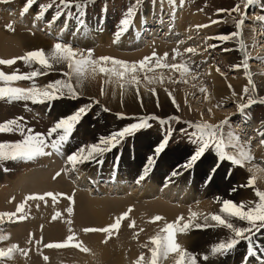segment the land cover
Segmentation results:
<instances>
[{"label":"rangeland","instance_id":"374dc122","mask_svg":"<svg viewBox=\"0 0 264 264\" xmlns=\"http://www.w3.org/2000/svg\"><path fill=\"white\" fill-rule=\"evenodd\" d=\"M25 2L26 0H11L10 3L0 4V49L1 50H6V48L14 49L15 51L19 52L18 53L19 56L23 55L25 51L37 49L38 46L44 45V47L50 48L51 45L54 42H56V37L59 34V29L64 26L63 15L61 16L60 19H58L55 23H53L51 27L48 26V21L51 20V17L55 11V6L49 8L44 13L42 19L40 20L34 19L37 13L39 12L40 5L48 4L50 3V0H35V3L29 8V11L25 14V16L20 17L19 12L22 9L23 4ZM130 2L135 3V0H95V3L88 4L87 7L85 8V15L83 17L85 21L83 27H85V31H92V33H94L95 35L96 34L98 35L99 30L104 25H106L108 28L107 30L109 32V35L111 37L110 42H112L114 39V33L117 31V26L119 20L121 19L122 13L127 9ZM238 2L239 0H183V4L181 6L177 0L174 13L171 11V9L170 11L161 9L162 21L156 22L155 21L156 19H154L152 22L148 24L149 27L146 28L149 29L150 31H144L142 32V35H138L137 38H133V40L130 39L131 40L130 42L132 44L129 43L128 45H124L123 46L124 50H122V52H118L125 56L133 53H134L133 55H135V53L138 54L136 51H141L143 49L142 52L144 54L142 55L143 57L151 55L153 50H155L157 55H163V53L168 52L169 62H171L170 57H171L172 49L176 48L182 54L183 59L186 61H190L192 65L196 68V70L199 71L200 76L197 78V80L195 81L189 80L187 84L184 83L173 84L170 83L167 79H165L163 84L157 82L156 84L148 85L149 88H155L156 90L155 97H158L157 100L152 103L151 110L145 111L144 108L134 109V110L126 109L124 112L123 108L122 107L118 108L115 104L112 103V100L110 98L109 99L99 98L98 100L93 96L88 97L81 94H79V96L76 99L64 98L61 100L53 101L51 104H47V103L32 104L31 102H17V101L8 103L6 101H0V122H3L8 119H14L16 117H21L22 119L19 121V123H21L25 127V129L31 128L34 133L36 132L45 133L47 129L50 126H52L55 120L63 116H66L75 109L79 108L80 106L87 104H91V107L88 109L86 115L82 118V120L87 117H92L94 122H97L96 125L98 127H107V126L110 127L111 129L107 133H105L106 136H108L113 131L123 129L124 127H127L130 124L137 123L138 122L137 118L141 116L154 115L160 119L167 121L164 124H160L158 120H149L147 122L149 125L148 127L138 129L133 134L126 136L125 139L121 141L116 147L112 148L111 151L104 153L101 158L103 161L102 163H97L96 161L90 162L89 166L90 167L93 166L97 168L99 171L101 170L103 171V169H101L103 164L107 163V165L109 166V167H105V170L103 172L106 173V176H108L107 178L101 177L102 179L101 178H96V180L94 179L95 181L94 185L90 189V192L92 191L90 193V197L93 198L95 201L106 200L110 202L119 201V203H121L120 200H122L123 203L122 205L124 206H122L121 210L116 211L115 213L108 214L106 212L103 215V223L97 222L94 217H88L87 218L88 221L86 220L85 222H81V223L82 224L91 223L93 225L90 227H94V228L105 227L112 222L113 217L120 215L128 208H131L132 211L129 213L128 218H126L124 221L121 222V227L115 233H113L112 236H110V238L107 240L106 243H101V241L104 239L103 233H99V232L84 233L82 229L85 227H80V224L75 225L73 228V232L75 233L76 240L81 242L85 247L88 248V246L91 244V242L88 239L94 236L97 241L99 238L98 244L101 247L106 248L108 252L110 250H113L111 252L113 258H116L117 254H123L122 258L125 259L124 262L126 264H132V262L140 255L141 252H143L145 256L148 255L147 248L140 247L141 244H144L148 241L149 237L154 235V234L152 235L148 234V231H150L148 229L151 228V231H155L156 233L165 223L163 219L156 222H149L151 220V217L146 216L141 211L137 216L136 213L139 212V211L135 212L137 206H141V204L148 205V204H153L154 202H158L168 205L170 209L177 208L179 212L176 214V216L172 217L173 219L168 220V222H173L177 216H183L185 219H187L189 208H191L193 205L206 203L208 208L212 207L211 203L214 202V198L217 196H220L224 199H231L234 202H239L242 199H254L251 189L247 187H237L236 191H232V188L234 186L245 184L247 178L251 175V173L247 171L248 168L247 164L245 165V167H236V166H232L228 161H218L211 147L204 152V154L193 165L192 168L183 170L177 167L178 165L183 164L185 162V160L195 151V147H196V145L191 144L189 142L188 135L185 132H182L181 129H186L187 132H192L193 129H189L188 123L186 122L198 121L201 119V115H203V118L205 120H209L210 123H216L219 119H222L225 115H228L229 122L232 123L230 124V126L239 135L242 141L247 139L248 137L252 138L251 152L254 158L258 153L257 151H261L262 149H264V147L259 145L260 137L256 135L257 131L262 130L261 122L264 121V105L255 104L251 106L249 109L245 110L244 114H238L235 111L234 104L231 102V96H227L226 99L214 98V101H212L214 102V104L217 103L218 101L223 100L224 107L213 108L212 110L213 115L211 118H209L207 109L212 106H208L207 104L208 102L206 103V101L203 99V95L197 90L199 85L203 84L207 88L208 92H210L209 88L211 84L207 76V70L205 69V67L209 65H211L215 70L218 67L220 69V72L218 73L222 77H226V78L238 77L237 71L231 67L233 57L230 55L231 52H235V53L238 52L235 51L237 48V43L235 38L223 43L215 39L205 40V37H213L220 34H228L235 30L232 19L228 18L227 12L218 13L217 10L231 9V7ZM262 2H264V0H262ZM159 3H161V0H155L154 4L152 3V0H144L142 7L138 8L137 14L133 17V23L130 26L129 30L125 32L123 35H121L118 41L114 43V45L117 47L121 46V43L123 42L122 41L123 38L128 37V39L125 40L126 41L129 40L130 35L134 33V22L138 14L141 13L142 15L145 14L149 6L154 7ZM166 3L167 0H164L163 4ZM184 6L188 7L191 11L197 12L202 17V22L200 24L209 25L208 27L205 28H199L198 32H200L201 34L196 36L194 35L195 36L194 39H189L187 41L183 40V36H182L183 33L179 32L180 31L178 30L179 28H174L173 26L175 23L174 20H176L177 17L178 18L180 17V13L181 11H183ZM244 11H246L247 13V18L245 21V26L242 29V36L244 43L247 46V49L250 53V59L248 61V64L250 66L252 64V61L254 59H257V57H259L261 60H264V36L261 35V33L264 32V25H262L260 22L254 23L252 21V16L256 14L264 15V12H261L260 9L257 8L256 6H252ZM73 12H75L74 9ZM232 15L234 17L236 16L235 13H233ZM212 20H217L218 23L211 24L210 21ZM10 22L12 24V30L8 31L6 30L5 26ZM34 24L35 26H33ZM75 25H76V20L74 18L68 20L67 30L61 35V39L64 42L70 41L73 47L76 48H83V49L91 48L93 56L94 54L96 55L95 52H98L99 50L101 52H104L103 50L109 51L107 49L109 48V46L104 45L102 48L101 45H98L96 43V40H93L91 42V44L93 43L95 44L94 46L89 47L85 45V43L80 44L79 43L81 37L80 33L81 31H83L84 28H81L79 34L73 37L71 36V32L75 30L74 29ZM156 26L158 27V31L154 33L151 30L152 27L153 29H156ZM133 35L131 37H135ZM178 41H182V43L178 44L177 43ZM208 45H215V47H208ZM145 46L146 48H144ZM187 47L196 49V55L184 53L183 50L184 48ZM226 48L229 49V51H225L224 49ZM16 56L13 55V57ZM237 56L238 55H236V57ZM13 57L4 58L0 56V59H10ZM143 57L134 60L138 61ZM179 59L180 57L177 58V62H179ZM238 59L240 60L241 56L238 57ZM134 60L130 62H133ZM13 70H18L19 73H27L29 71L39 70V66L33 63L32 67L29 68L25 66L22 61L19 60L12 66H0V71H4L6 73H10ZM249 70L252 73V79L254 83L257 81L256 75L264 73V71H262L263 68L261 66L250 67ZM157 72H159V70H157ZM149 75H152V73H149ZM165 76H167L166 70H165ZM173 76L175 78L176 76H178V73L173 74ZM241 76H243V71ZM55 79H63V77L60 74V71H56V72L49 71V73H47L46 75L37 76L36 78H34V82L37 86L43 87L49 81H53ZM32 83L33 81H17L13 86L29 87L31 86ZM193 84H196L197 88H193L192 87ZM255 85L257 87L256 95L264 96V89L263 88L261 89V86L258 84V82H256ZM233 87H234L233 91H235L236 93L239 94L241 92V88H239L237 85L233 84ZM164 89H167L169 92L172 93L176 103L179 105V111H177L176 108L173 106L172 101L169 99ZM139 92L152 95L151 92L145 91L143 81L141 82V86L139 87ZM179 93L185 99L180 100ZM158 95L163 96V99ZM93 100L97 101V103H92ZM60 105L62 106L64 105V107H61ZM55 106H58L57 109L60 111V114L58 115L51 114ZM104 108L108 109V111H104L103 110ZM172 116L178 117L179 121L176 120L168 121L167 118ZM109 119H113L114 122L104 123L105 120H109ZM241 119L247 120L244 129H242L241 127L235 128V124L239 122ZM79 125L80 123L76 126L69 140H74V136L76 134V131H78L77 127ZM88 127L89 129H92L93 127H95V124L88 125ZM169 129L171 130V137L169 139L166 148L158 156H153L154 148L160 143L163 137L167 135ZM96 133H103L104 135V132H96ZM98 137L99 135L97 136L96 139H98ZM139 137H146L148 146L146 147L147 149L145 150L143 149L140 153L142 160L139 165L141 166H139L137 171H134L129 177H127V181H133L134 183V181L138 180L139 176L144 170V166L147 163L149 156H153L154 164L151 165V170L147 173L144 179L140 180L139 183H137L136 181L134 183L136 185L135 186L136 188L133 191H130V190H126V188L119 186V183L117 184V177L118 179L120 178L119 173H116L112 178H110L109 176L110 174H112L110 173L111 171L112 172H114L115 170L117 171L118 168L121 167L119 166V164H121L123 161L126 162L128 160L130 162L136 160L138 164L137 161L138 159L135 158L136 157L135 144L138 142L137 139ZM20 139H22V137L19 135V133L16 132L0 133V142L11 143ZM74 143L76 144L75 147L72 148L71 146H68V148L70 147V150L66 147L67 145L66 143L62 149L63 154L58 156L63 160L65 159L64 161H66L65 157L67 156V154H70L71 152L75 151L76 148L80 147L81 145L90 142H84V141L81 142L80 140H76ZM257 147H259L260 149H256ZM45 150H51V149H45ZM33 160L0 161V180L3 179L4 176H6V174L7 175L10 174V171L14 173L16 171L14 167L19 166L21 162L22 163L28 162V164H32L31 162H33ZM158 162H160V164L163 166V169L161 173L158 175L157 182L154 183L155 190L153 189L154 191L152 190L150 193V191H148V187L145 186V182H148L151 176L154 174L153 171ZM256 162L258 163L260 161L257 159ZM173 169H176L177 171L181 172L182 173L181 175H183L184 173H186L187 175L190 174V176L187 178V181L185 180L181 182L176 181L178 175L177 176L171 175ZM193 169H198L200 171L197 178L193 177L192 174ZM213 169L215 171H213ZM21 170L22 169H20V171ZM218 171L221 173L220 174L218 173L216 179L218 178L219 181L222 180L224 184H228L227 182L229 178L233 173H235V171L243 172L245 178L243 180V183L238 184L237 182L228 187L225 186L223 188L224 190L223 192V190H220L217 184H214V181L216 180H213L214 175ZM22 173H24V171H22ZM78 173L79 176L77 175ZM81 174L84 173L83 172L76 173V171L73 172L71 171V176H70L71 181L69 180L70 181L69 182L66 181V179L64 180L66 181L67 185H70L72 182L71 186L74 185V187L77 190L80 191L82 190L83 193L84 191L85 193H87L88 192V190H86L87 185L85 184L91 181V178L88 179L87 177L86 178L87 181L83 178L81 182L79 181ZM209 176H211V180L206 182L207 177ZM114 179H116V183H115L116 185L114 184V186L110 187V189L108 188L106 190V188L103 187L102 189L97 188V186L101 187L105 183L111 185L114 182ZM7 184H8V188L10 189L11 182L0 184V206L4 210L0 212H14L15 206L18 204V202L21 203L24 198L22 197L17 202H14L11 196H13V194L15 195V190L10 189L11 191H7L8 188H5L7 187ZM194 184L196 185V188L192 187L194 186ZM83 186H85V188H83ZM88 186L90 187V185ZM210 187H212V190L209 191L208 195H206V193L202 195L201 193L202 190L206 189V191H208ZM255 187L264 190V185H260L256 183ZM101 190H106V191H101ZM238 190L248 191L247 194L248 196H245L242 199H240V197L236 196ZM69 191L70 192H68V194L73 196L70 188ZM80 199L81 201H83V196ZM128 199L132 200L133 204L128 205L129 203ZM134 199L136 203L134 202ZM9 201L11 202L13 201V202L11 203ZM65 201L66 199L64 198V196L62 197L58 196L55 204L53 203L51 205L48 204L47 207H45L42 211H39L37 208H35L32 205L31 201H27L23 209L24 213L26 214V219H24L23 221L16 220L15 222H10L7 220V218H5V220L2 223H0V234L4 236L8 234L7 240L0 241V248L3 247L6 248L7 246H9L10 242L8 243L6 242L8 240H12L10 238L13 237L14 240L12 241L14 242L11 241L12 243L17 242L15 244H17L18 246L20 245L19 248L28 250V255L25 256L26 261L30 262V260L34 259L35 263H33L32 260L31 263L28 262L29 264H36V261H38L36 257L38 258L41 257L40 260L47 264H79L77 256L86 253L81 252L78 248H72V247H67L62 249L44 248L43 244L48 241H45V238L42 234L44 231H42L43 229H41V227L39 226L40 224L36 223V221L39 220L41 221L40 216L42 213L45 212L47 213L48 210L53 209L54 205L63 206ZM8 202L10 205H7ZM29 206L32 209L34 208L33 213L36 215L32 214L31 211L32 209L29 208ZM80 208L81 207H78V209ZM101 211L102 210H98V212ZM192 211L195 210L192 209ZM31 220H33V222L30 224H32L33 227L26 226L28 222H31ZM130 221H134V227L132 229L128 228V223ZM161 221L163 222V224L160 226L159 223ZM19 225L20 227L22 226L20 231L19 232L14 231L15 232L14 233L12 230H14V228ZM147 225L149 228L147 227ZM33 229H36L39 233H41L40 234L41 237L38 236L36 237V239L33 237L35 241L36 240L42 241L40 244H36L34 240H32L31 242L28 241V234L32 232ZM141 229H143V231H140ZM134 232L138 233L135 239L133 238ZM210 232H211L210 239H208L206 243H204L201 246L203 253L207 252L208 248L212 243L219 242L221 239H224L228 235L227 230L219 226H216L215 228H211ZM262 233L264 234V229H262L260 232H254L252 236V243L259 240V237H262ZM182 237H184V234H179V235L177 234L176 240L178 243L179 241L181 242ZM235 248H239V253L237 254L235 261L232 264H241L242 257L246 255L247 242L241 241ZM16 254L21 255L20 252H16ZM45 256L48 257V262L43 259V257ZM223 257L224 256L210 257V264H218L219 261L223 259ZM171 259L172 257L170 255L169 258L162 259L161 264H169L170 263L169 261ZM261 259H264V256L251 257L249 258L248 264H253V262L256 263V261L260 262ZM201 264H205V262L201 261Z\"/></svg>","mask_w":264,"mask_h":264},{"label":"snow or ice","instance_id":"6c2138e0","mask_svg":"<svg viewBox=\"0 0 264 264\" xmlns=\"http://www.w3.org/2000/svg\"><path fill=\"white\" fill-rule=\"evenodd\" d=\"M11 0H0V4L10 3ZM144 0H135V3L129 4L127 9L122 13L119 20L117 31L114 33L113 43H116L121 35L127 32L133 23V17L137 14L138 8L142 7ZM182 6L183 0H178ZM35 3V0H26L22 9L19 12L20 17H24L29 11V8ZM95 3V0H50L48 4H41L39 12L35 16V20L43 18L44 13L51 7L55 6V11L48 21V26L51 27L61 16H64V26L59 29V34L48 50L37 48L34 50L25 51L23 55L16 56L10 59H0V66H12L18 60L22 61L25 66L31 68L32 64L39 66V70L29 71L27 73H19L18 70H13L10 73L0 71V101L12 103L17 102H31L32 104H51L53 101L64 98L76 99L79 96L77 89L83 86L84 81L94 80L97 76L100 77V94L105 95V85L110 84L115 94V88L119 87L121 98L129 88L136 89L137 99H140L139 87L143 81L146 92H151L153 96L156 95L155 88H149L148 85L156 84L157 82L163 84L167 79L170 83H184L187 84L189 80H197L200 76L199 71L192 65L190 61L183 59L182 54L178 49L174 48L171 52L169 62V53L165 52L163 55H157L155 50L149 56H144L138 61L129 62L126 60L116 59L110 56H100L93 58L92 49L76 48L72 43L64 42L61 35L67 30L68 20L74 18L76 20L75 30L71 32V36L75 37L83 28L85 21V8L88 4ZM155 3V0H152ZM164 0H161V7H163ZM174 13L177 0H167ZM256 6L261 12H264V2L262 0H239L231 9H218V13L227 12L228 18L232 19L234 24V31L228 34H220L213 37H205V40H218L226 42L235 38L237 43L236 51L240 53L241 59L238 63L231 65L233 69L243 71V76L247 81L246 85L238 94L229 89L231 92V102L235 106V111L238 114H244L245 110L249 109L255 104L264 105V96H257V87L252 79V73L249 70L248 61L250 53L244 43L242 36V29L245 26L247 13L244 10ZM73 9L75 12H73ZM243 9V10H242ZM235 13L234 17L232 14ZM238 17V18H237ZM252 21L260 22L264 25V15L256 14L252 16ZM226 22V21H225ZM211 24L218 23L217 20L210 21ZM35 26V24L33 25ZM209 25L199 24L197 28H205ZM6 30H12L11 22L5 26ZM264 36V32L261 33ZM182 43V41L177 42ZM208 47H215V45H208ZM229 51V49H224ZM184 53L196 55V49L187 47L183 50ZM180 57L179 62L177 58ZM259 59V57H257ZM264 63V60L261 61ZM110 65V66H109ZM59 67L60 74L63 79H55L49 81L43 87L35 84L34 78L40 75H46L49 71H55ZM159 70V72H157ZM165 70L167 76H165ZM217 72L220 69L216 68ZM152 73V75H149ZM178 73L174 78L173 74ZM264 75V73H261ZM17 81H33L29 87L13 86ZM74 81V82H73ZM197 88L196 84L192 85ZM207 102L210 100L211 94L207 88L200 84L197 89ZM173 106L179 111V105L176 103L172 93L164 89ZM92 103H97L93 100ZM91 104L82 105L72 111L70 114L63 116L54 121L45 133H34L31 128L25 127L19 123L21 117L8 119L0 122V133H19L22 139L15 142H0V161H16L33 160L38 156H48L55 153L62 155L64 145L69 141L70 136L80 123L82 118L86 115ZM224 107V101H218L212 107L207 109L209 118L213 115V108ZM104 111L108 109L104 108ZM191 110V109H189ZM138 122L130 124L123 129L113 131L108 136L98 137L96 142L83 144L76 148L75 151L67 154L66 163L71 165L73 169L77 165L85 162L96 161L102 163V156L104 153L111 151L116 147L126 136L133 134L141 128L148 127L149 120H158L160 124L167 121L160 119L154 115L141 116L137 118ZM168 121H179L178 117L172 116L167 118ZM188 123V128L193 129L192 132H187L186 129H181L188 135L189 142L196 145L195 151L185 160L183 164L178 165L179 169L187 170L201 158L204 152L211 147L214 151L218 161H228L232 166L245 167L249 165L247 171L251 175L247 178L243 185L234 186L232 191H236L237 187H247L251 189L254 199H242L239 202H234L231 199H224L220 196L214 198V203L218 205L217 212L197 213L189 208L188 217L177 216L173 222H165L164 225L154 235L148 238V241L141 244V248H147L148 255L145 256L143 252L132 262V264H161L162 259H167L171 255L173 264H210V257L224 256L232 251L241 241L247 242L246 255L242 257L241 264H248L249 258L256 256L254 245L252 243V236L254 232H260L264 229V190L255 187L257 181V174L264 178V161L256 162L251 152V137L241 141L239 135L232 129L229 122V116L225 115L216 123H210L205 120L203 115L201 119L195 122ZM261 129L256 132L260 137L259 145L264 147V121L261 122ZM171 137V130H168L167 135L163 137L160 143L154 148L153 156H158L167 146ZM45 149H51L46 151ZM153 156H149L144 170L139 176L137 183L143 180L147 173L151 170V165L154 164ZM213 171H215L213 169ZM61 173L57 172L56 176ZM181 172L173 169L171 175L177 176ZM55 179V176L53 177ZM211 180V176L207 177V181ZM167 183V182H166ZM58 196H64L68 200V206L65 211L71 217L73 213V196L64 195L63 193L44 192L43 194H29L24 196L23 201L15 206L14 212H0V223L7 218L10 222L16 220L23 221L26 219L24 213V205L27 201H43L46 197L51 198L53 204L56 203ZM11 202V201H9ZM132 211L128 208L120 215L113 217L112 222L105 227H85L82 229L84 233L99 232L104 234V239L101 243H106L107 240L120 227L121 222L128 218ZM19 214V215H17ZM60 216L59 212L52 215L51 219L56 220ZM203 218V223L195 222ZM163 218L159 215L151 217L149 222L160 221ZM209 221L214 222L209 224ZM68 235L62 242H50L43 244L44 248L48 249H62L67 247L78 248L81 252L87 253L89 249L81 242L76 240L75 233L71 228L72 220L66 221ZM222 227L228 232L227 237L221 239L219 242L212 243L206 253L197 254L183 247L177 242V234H187L192 227ZM134 227V221L128 223V228ZM140 231H143L141 229ZM138 233H133V238H136ZM7 236H0V241L7 240ZM33 240V234H28V241ZM40 244V240L35 241ZM20 252L27 256L28 250L21 249L15 243L10 244L7 248H0V264H8L13 259V255ZM45 261L48 257H43ZM259 264H264V259H261Z\"/></svg>","mask_w":264,"mask_h":264},{"label":"bare ground","instance_id":"6f19581e","mask_svg":"<svg viewBox=\"0 0 264 264\" xmlns=\"http://www.w3.org/2000/svg\"><path fill=\"white\" fill-rule=\"evenodd\" d=\"M183 8L184 9H183V11H181L180 17L179 18L177 17V19L174 20L175 23L173 26H174V28H179L178 29V30H180L179 32L183 33L182 34L183 40L187 41L189 39H194L196 35L201 34L200 32H198L199 28H196V26L202 22V17L197 12L191 11L186 6H184ZM161 9H165L166 11H168V10L170 11L171 7L167 3L163 4V7H161V3H159L158 5H156L154 7L149 6L147 9V12H145V14H143V15H142V13L138 14V16L134 22V33H133L134 35L131 34L129 40H127V41L125 39H128V37L123 38L122 39L123 42L121 43V46H119V47L115 46L114 43L110 42L111 37L109 35V32L107 30L108 28L106 25H104L99 30L98 35L97 34L95 35L94 33H92V31H85V27H83L84 29L80 33L81 37H80L79 43L80 44L85 43V45L90 47V46L95 45L94 43L91 44V42L93 40H96V43L98 45H101L102 48L104 45L109 46V48H107L109 51L103 50L104 52H101L99 50L98 52H95L96 55L94 54L93 58L100 57V56H110V57H114L116 59H122V60H126L129 62L134 60V59L137 60L138 58L143 57L142 56V55H144L142 53L143 49L141 51H136L139 55L136 53H135V55H133L134 54L133 53V54H128L125 56V55H122L121 53H118V52H122V50H124L123 49L124 45H128L129 43H131L130 39L133 40V38H137V36L142 35V32H144V31H150L149 29H146V28L149 27L148 24L150 22H152L154 19H156L155 20L156 22H161L162 21ZM158 25H161V24H158ZM74 29H75V27H74ZM151 31L156 33L158 31V27L156 26V29H153V27H152ZM196 32H197V34H196ZM132 35L135 37H131ZM146 46L144 48H146ZM38 48H43L45 50L49 49L47 47H44V45L38 46ZM138 49H141V48H138ZM18 53L19 52L15 51L14 49H11V48H6V50L0 49V56L4 57V58L5 57H13V55L16 56V55H18ZM230 55L233 57L231 65L239 62V59H238V57H240L239 52H236V53L231 52ZM236 55H238V56L236 57ZM261 61L262 60L260 58L254 59L252 61V64L249 66V68L261 66L263 68L262 71H264V63H262ZM205 69L207 70V76H208V79H209L210 84H211V86L209 88V91H210L209 93L212 94L211 95L212 98L207 101L208 103L206 102L208 104V106H212L214 104V102H212V101H214V98H221V99L225 98L226 99L227 96H231L229 85L231 86V90H233L234 89L233 84L237 85L239 88L242 89L247 83L245 78L243 76H241L242 69H240V70L235 69L238 73V77H236V78H226V77L220 76L219 73L211 65L205 67ZM56 71H60L59 67H57V69L54 72H56ZM256 79H257L256 82H258V84L261 86V89L262 88L264 89V75L257 74ZM104 87H105V95L101 96V94H100V88H101L100 77L97 76V78L94 80L84 81L83 86L81 88L77 89V91L81 95L88 96V97L93 96L98 100H99V98H102V99H105V98L109 99L110 98L112 100V103L115 104L118 108L122 107L124 112L126 109L134 110V109L144 108L145 111L151 110L152 109V107H151L152 103L154 101H156L158 98V97H155V96L150 95V94H144L142 92H139L140 99H137L136 89H134V88H129L124 93L123 98H121L120 89H119L118 85L115 88V94H113L112 85L106 84ZM179 95H180V93H179ZM147 96H149V97H147ZM158 96H160L163 99V96H161V95H158ZM179 97H180V100L185 99L181 95ZM58 106L54 107V110L51 112L52 115L53 114H55V115L60 114V111L57 109ZM60 106L64 107V105L63 106L60 105ZM117 107H114V108H117ZM246 121H247L246 119H243V120L241 119L239 122H237L235 124V128L241 127L242 129H244V127L246 125ZM107 122L113 123L114 120L109 119V120L104 121V123H107ZM96 123L97 122H94L92 117L84 118L80 122V125L77 127L78 131H76V134L74 136V140H69L67 142L66 147L67 148H68V146H71L72 148L75 147L76 144L74 142L76 140H80L81 142L84 141V142H90L91 143V142L97 141L96 138L98 135H99V137H100V135L106 136L105 133H107L111 128L108 126L107 127H98L96 125ZM91 124H95V127H93L92 129H89L88 125H91ZM230 124H232V123H230ZM96 132H104V135H103V133H96ZM94 133H96V134H94ZM94 135H95V137H94ZM137 140H138V142L135 144V146H136L135 147V153H136L135 158L138 159L137 160L138 164H137L136 160L130 161V162L128 160L126 162L123 161L121 164H119V166H121V167H119L117 171L115 170L114 172H112V171L110 172V173H112V174H110V178H112L116 173H119L120 178L118 179V177H117V184L119 183V186L126 188V190H130V191H133L136 188L135 187L136 185L134 184L136 181H134V183H133V181H127V177H129L134 171H137L139 166H141V165H139L141 160H142L140 153L143 149L144 150L147 149L146 147L148 146L146 137H139ZM68 149L70 150V147ZM256 149H260V148L257 147ZM46 151H51V150H46ZM257 152L258 153H257L255 159L256 160L258 159L260 162L264 161V149H262L261 151H257ZM174 159H175V157H174ZM64 160L62 158H60L58 155H56L55 153H53L52 155H48V156H38L37 158H35V160H33V162H31L32 164H28V162H26V163L21 162L19 164V166L14 167V169L16 170L14 173L10 171V174H8V175L6 174V176H4V178L0 180V184L11 182V184H10L11 188L10 189L15 190V195L13 194V196H11V198H13L14 202H17L18 200H20V198H22L26 195L43 194L44 192H52L54 194L55 193H63L65 195H69L68 194V192H70L69 188L71 189L72 194H73V201H74L73 205H72L73 213H72L71 217H69L68 213L65 211V209L68 206V200L66 199L63 206L54 205L53 209H50L51 211L48 210L47 213L45 212V213H42L41 216L39 215L41 218V221L40 220L36 221V223L40 224L39 226L41 227V229H43L42 231H44L42 234L45 238V241H48V242H54V241L62 242L63 241V239L68 235V232H67L68 225L66 224V221L68 219L72 220V224L70 225L72 229L74 228L75 225H79V224H80V227H90L93 224H91V223L82 224L81 222H85L88 217H94L97 222L103 223V215L106 212L108 214L115 213L116 211L121 210L122 206H124V205H122L123 204L122 200H120L121 203H119V201H117V202L116 201L110 202V201H106V200L95 201L93 198L90 197V193L92 192V191L90 192V189L94 185V182H95L94 179L96 180V178H101V177L107 178L108 177V176H106V173H103L105 170V167H109L107 165V163L103 164V166L101 168V169H103V171L101 169H100L101 171H99L97 168H95L93 166L90 167L89 166L90 162H85L83 164H79L76 166L75 169H73L72 166L67 164L66 161H64ZM160 162H158L154 168V171H153L154 174L150 178L151 181L149 180L148 182H145V186L148 187V191H150V193L154 189V183L157 182L158 175L161 173V171L163 169V166L160 164ZM247 167H249V165H247ZM20 169H22V170L20 171ZM70 170L72 172L76 171V173L77 172H83L84 173V174H81V176L79 178V181H81V182H82L83 178L85 180L87 177H88V179L91 178V181H89L85 184V185H87V187H86V190H88L87 193H85V191L83 193L82 190L81 191L77 190L74 187V185L71 186L72 182L70 185L66 184V181L70 180V176H71ZM22 171H24V173H22ZM57 172H60L61 174L59 176H56ZM199 173H200V171L198 169H193L192 174H193L194 178H197ZM218 173L220 174L221 172L218 171L214 175L213 180H216V181H214V184H217L219 186L220 190H223V188L225 186L228 187V186H230L234 183H237V182H238V184L243 183V180L245 178L243 172L235 171V173H233L231 175V177L229 178V180L227 182L228 184H224L222 182V180L219 181L218 178L216 179V177L218 176ZM77 175L79 176V173ZM100 175H102V176H100ZM180 175H178V177L176 178V181H178V182H181L184 180L187 181V178L190 176V174L187 175L186 173H184L181 176ZM54 176H55V179H53ZM96 176H98V177H96ZM64 179H66V181ZM10 180H12V181H10ZM102 183H104V182H102ZM115 183H116V179H114V182L111 185H108V183H105L101 187L97 186V188L102 189V187H103V188H106V190H107L108 188L110 189V187L114 186ZM256 183H258L260 185H264V179H261L260 174L259 175L257 174ZM88 185H90V187ZM192 187L196 188V185L194 184V186H192ZM5 188H8V184H7V187H5ZM83 188H85V186H83ZM189 188H190V186H189ZM10 189L8 188L7 191H11ZM4 190H6V189H4ZM106 190H101V191H106ZM210 190H212V187H210L208 191H206V189L202 190L201 193H202V195L204 193H206V195H208ZM223 192H224V190H223ZM247 194H248V191L238 190L236 196L240 197V199H242L243 197L248 196ZM82 196H83V201H81V199H80ZM60 197H62V196H60ZM4 200H5V198H4ZM128 200H129L128 205L133 204L132 200H130V199H128ZM31 202H32V205L35 208H37L39 211H42L45 207H47L48 204L51 205L53 203L51 198H48V197H46L45 200H43V201H31ZM134 202H135V199H134ZM7 205H10L9 202ZM11 205H13V204H11ZM211 205H212V207L208 208L206 203H200V204L193 205L191 207V210L194 209L197 213L202 212L205 214L208 212H217L218 211V205L214 202L211 203ZM78 207H81V208L78 209ZM13 208H14V206H13ZM29 208H31V207L29 206ZM2 210L3 209L0 206V211H2ZM98 210H102V211L98 212ZM31 211H32L33 215H36L33 213L34 208ZM137 211H139V212H137ZM140 211L149 217L159 215L163 218V221H165V222L166 221L168 222V220L173 219L172 217L176 216V214L179 212L177 210V208L170 209L168 205L158 203V202H154L153 204H148V205H142L141 204V206H137V208L135 210V212H137L136 213L137 216L139 215ZM54 212L60 213V216L57 217L56 220L51 219ZM39 216H37V217H39ZM137 216H135V217H137ZM37 217H36V219H37ZM32 222H33V220H31V222H28L26 224V226H28V227L32 226L33 227V225L30 224ZM195 222L203 223V218H200L198 221H195ZM212 223H214V222L209 221V224H212ZM162 224H163V222L161 221L159 223V225L161 226ZM149 225H150V223H149ZM21 227L19 225V226L15 227L14 230H12V231L13 232L14 231L19 232ZM147 227H148V225H147ZM211 228H215V227L209 226V227L199 228V229L192 227L191 230H189L187 232V234L186 235L184 234V237H182L183 241L181 240V242L179 241V243L183 247H185L186 249H188L190 251H193L197 254H203V250L201 249V246L204 243H206V241L208 239H210V237H211L210 229ZM148 230H150V231H148V234H151V235L155 234V231H151V228H149ZM29 231H30V229H29ZM32 232L34 234L33 237L35 239H36V237L40 236V234H41L36 229H33ZM32 232H30V233H32ZM11 234H13V233H11ZM0 236H4V235L0 234ZM6 236L8 237V234ZM34 238H33V240H34ZM10 239L14 240L13 237H11ZM12 240H8L6 243L10 242L9 244H11L12 242H14ZM88 240L91 242V244L88 246L89 252H87L86 254H82V255L77 256L79 264H126L124 262L125 259L122 258L123 254H117L116 258H113V255L111 254V252L113 250H110L108 252L106 248L101 247L98 244L99 238L97 241L96 238L93 236V237L89 238ZM34 242H35V240H34ZM48 242H46V243H48ZM6 243H5V245H6ZM15 243H17V242H15ZM253 245H254V251L256 252V257H263L264 256V234L263 233H262V237H259V240L253 242ZM39 253H40V251H39ZM41 253H42V251H41ZM238 253H239V248H234L232 251H230L229 253L224 255L223 259L220 260L218 264H232L235 261V258H236ZM36 258L38 259V261H36V264L45 263V262H42L40 260L41 257L40 258L36 257ZM32 260H33V263H35L34 259H32ZM32 260H30V262L29 261L28 262L31 263ZM28 262L26 261L25 256H23L22 254L19 255V254L14 253L13 259L11 261H9V264H29ZM47 262H48V260H47ZM169 262H168L169 264H173L172 259ZM71 263H72V261H71ZM45 264H47V263H45ZM253 264H259V262L256 261V263L253 262Z\"/></svg>","mask_w":264,"mask_h":264}]
</instances>
